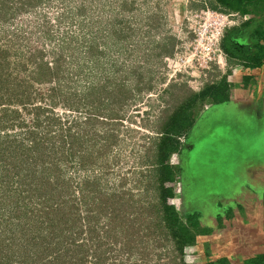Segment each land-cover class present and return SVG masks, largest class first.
Returning <instances> with one entry per match:
<instances>
[{
    "label": "trees",
    "instance_id": "1",
    "mask_svg": "<svg viewBox=\"0 0 264 264\" xmlns=\"http://www.w3.org/2000/svg\"><path fill=\"white\" fill-rule=\"evenodd\" d=\"M47 6L53 18L52 13L42 12ZM190 6L234 15L238 21L221 40L228 73L237 65L264 66V0H196ZM139 11L138 0H0V31L29 15H44V25L30 33L37 34L42 45L29 51L24 48L15 57L8 44L0 45V264H91L90 256L94 264H104L109 240L122 246L128 240L125 246L130 245V254L149 249L142 253L148 255L163 247L166 250L158 259L168 254L166 264H187L186 249L195 246L204 231L200 213H180L168 203L176 194L167 184L176 183L179 172L170 159L180 152V139L194 125L197 104L229 99L227 75L200 92L184 85L170 100L163 99L167 108L156 124L149 159L141 163L150 166L143 177L149 178L146 192L155 195L148 207L132 203L134 196L124 200L116 192L108 194L102 186L104 175L86 174L80 181L71 175L73 169L92 168L119 143L116 130L89 138L88 129L124 122L121 112L135 93L131 78L123 76L128 66L111 67L105 80L98 78V71L107 57L112 66L118 61L113 55H124L136 33L131 22ZM140 18L150 26V17ZM22 29L19 24L14 28ZM55 33L61 34L62 42L47 51L46 40L55 41ZM172 39V44L153 40L161 57L174 55L178 42ZM147 73L129 74H138V86L150 91L154 87L146 82ZM59 108L66 112L60 115ZM74 113L81 114L73 117ZM107 138L100 149V142ZM89 142L98 148L95 153L88 151ZM103 218L107 223L103 224ZM131 242H136L134 247ZM169 245L173 250H167ZM35 253L38 260L30 255Z\"/></svg>",
    "mask_w": 264,
    "mask_h": 264
},
{
    "label": "rangeland",
    "instance_id": "2",
    "mask_svg": "<svg viewBox=\"0 0 264 264\" xmlns=\"http://www.w3.org/2000/svg\"><path fill=\"white\" fill-rule=\"evenodd\" d=\"M193 1L138 0L140 11L136 12L135 21L131 22L132 25H134L136 33L129 40L130 44H126L127 47L124 48V55H113L118 61H113L114 63L112 66H109V63L106 61L111 60V58L107 57L102 63L104 68L98 71V78L100 80H105L112 70L111 67L116 66V68H121V65L125 63L129 70H126V73H123V76L126 75L131 78V80L128 81L131 83L130 85L135 88L133 99L129 100L127 106L121 112V115L125 116V119L120 126L107 125V127L103 129L101 127L88 129L89 138L94 135H97L98 138L99 135L103 137L106 132L113 133L115 132L114 130H116L119 143L115 145L112 151H107L108 153L104 154L102 158L99 159L100 162L95 164L92 168L88 166L89 169H81L80 171L73 169L71 175H73L77 181L83 179L86 174L90 177L104 175L102 186L108 194L116 192L118 197H123L124 200H129L131 196H134L132 203H136L138 206L143 205L144 207H148L149 202L155 200L153 192H146L149 178L143 177L150 166L144 167L141 163L143 159H149L148 150L153 146V140L156 138V124L158 123L162 111L167 108V104L164 100H170L172 93L176 94L177 91L181 92L182 90L180 88L184 87V85H187L186 87L188 89L190 88L196 93L200 92L206 84L220 82L224 75H227L228 73V66L221 68L215 64L212 65L210 69H203L197 64L196 59L194 61L191 60L194 52V46H192L195 38L194 30H197L198 32L204 26V20L201 18L202 16H200L203 10L191 9L190 3ZM51 9V7L49 8V6H47L44 7V10L42 9V12L45 14H51ZM43 16L44 15L40 14H32L26 19H20L17 20L16 23L10 24V27L4 26L2 28L3 31H0V45L8 44V47H10L9 52L13 57H15L17 53L23 51L24 48L29 51V49H34L37 45H42V42L37 38L38 35H30V33L32 31L36 32L41 25H44ZM51 16H53V13L49 17ZM140 17H150V26L143 25V23L140 22ZM18 24L20 27H23L20 32H16L17 29L16 31L14 30ZM237 24L238 21L235 20V22L228 25L227 28ZM159 25L160 27H158ZM26 31L27 34H25ZM14 32H16L15 35ZM54 35L55 38L57 36L55 41L49 39L46 40L47 47L45 49L47 51H49L52 46L57 47V45H60L62 42V40L59 39L61 37L60 33H55ZM166 37H168V39ZM81 38L82 37H80V39ZM172 38H175L178 42L174 55H163L161 57L159 55L160 52L153 47V40L172 44ZM15 41L20 42L21 46L19 47L18 45L20 43L17 45V42ZM147 48H149L148 51L146 50ZM48 58L51 60L52 56H48ZM139 71L150 72L147 73L145 78L146 82H151V86L154 87L152 90L148 91L145 88L142 89L143 85L138 86V74H134L133 76L132 74H129L131 72L134 73ZM114 77L119 78V75H114ZM98 78L96 79L98 80ZM210 103L216 104L212 100L206 99L200 101L193 109L194 120L197 122L190 128V134L200 122V120H198L199 116V119H202V114H205L208 109H211L208 107ZM215 107L217 106L212 108ZM204 108H206V110H204ZM56 112L63 115L66 111L59 108ZM80 114L74 113L73 117H78ZM233 125L235 126V124ZM234 126H227V131L230 130L229 127L235 128L236 130V127ZM218 131L221 132L220 130ZM198 133H201V128H199ZM226 134L227 136L219 134V137L217 136L214 141L212 140L211 144L213 146V143L217 142L220 146H226L228 148L229 157L232 153L231 141L239 143V138L243 139L252 136L248 131L243 129L234 132L232 135L230 133ZM186 136L187 135L185 134V136L180 139L181 143L182 139H185ZM107 141L108 138L103 139L102 142H100V149L104 148ZM88 145L90 149L87 148L90 153L93 152V150L95 153V150L98 149L97 147H90L91 142H89ZM240 148H242V146ZM215 153L216 152L212 151V149H205V147L197 149L193 156L195 159L193 171H195V175L197 174V176H201L200 181L202 184L204 182L206 183V181H211L213 184H221L224 186L225 183H223L224 179L222 178L224 177V172H220L219 167L207 164L209 161L211 163H216L217 165L218 163L223 162V159L216 156ZM93 155L95 156V154ZM171 159L170 162H173L174 159V163H176V159H181V157L173 155ZM202 159L207 160L203 161ZM86 171L88 173H86ZM167 186L174 187L177 197V190L180 189V184H178V186H176L175 183L173 185L167 184ZM79 195L80 194L77 192L76 196L79 197ZM176 197L174 199H168V203L175 206ZM81 212L83 216L87 214L86 206L82 207ZM107 221V218H103V224L107 223ZM108 242L110 243V251L104 264H117L119 262H124L126 264H157V262H160V264H166L165 262L168 261L169 258V255L167 254L166 256H162V260L158 259V256L166 250V248L163 247L153 248L154 250L148 255L142 253H148L149 249L141 250L142 253H140V251H134V254L133 252L130 254V251L128 250L130 245L125 246L129 242L128 240H125V243H122L123 246L114 243L113 240H109ZM135 244L136 242L134 244L131 242V246L134 247ZM167 250H173V246L169 245ZM30 255H36L35 259H37L36 257H38L39 254L35 253ZM144 255L146 257H144ZM190 255L191 253L186 250L184 262L187 264H202L203 261L206 262V259L202 261L200 260L199 262L195 259L191 261V258L189 257ZM89 260H92L93 262L91 264H94L95 259L92 258V256L89 257ZM45 261L48 263L49 258Z\"/></svg>",
    "mask_w": 264,
    "mask_h": 264
},
{
    "label": "crops",
    "instance_id": "3",
    "mask_svg": "<svg viewBox=\"0 0 264 264\" xmlns=\"http://www.w3.org/2000/svg\"><path fill=\"white\" fill-rule=\"evenodd\" d=\"M230 69L227 74L229 101L215 107L217 114L212 118L234 117L236 130L229 127L226 132L232 135L242 129H253L258 119L264 117V66L251 69L237 65ZM207 120L199 124L201 133L198 138L213 131L209 128L211 124L206 125ZM226 130L224 128L221 133ZM256 134L260 146L243 150L231 170L224 172V186L217 184L223 189L197 191L196 200L199 202H196V208L202 212V225L212 232L198 237L197 244L187 249L191 261L206 259L202 264H264V147L262 135L255 128ZM211 138L215 140L216 136ZM210 149L218 152L212 144ZM212 183L209 181L208 185ZM227 211L232 214L227 215Z\"/></svg>",
    "mask_w": 264,
    "mask_h": 264
},
{
    "label": "flooded vegetation",
    "instance_id": "4",
    "mask_svg": "<svg viewBox=\"0 0 264 264\" xmlns=\"http://www.w3.org/2000/svg\"><path fill=\"white\" fill-rule=\"evenodd\" d=\"M228 101L229 100H227V101H225L223 103H219V104H217V103L216 104L210 103L208 105V107L209 108H212L214 106L224 105V104H227ZM206 108H204V110H206ZM203 115L204 114H202V116ZM199 118H200V116H199ZM199 118H198V120H202V119H199ZM207 121L208 122H206V125H209V124L212 125V129H210V130H214L213 128H216L218 125H224V128H226V129H228L227 126H231V125L234 126L233 125L234 124V117H232V116H227L226 117V115H225L220 120H214V121L212 120V123H210L209 120H207ZM196 122L197 121L195 120L194 125L196 124ZM220 122H221V124H218ZM255 124L257 126H262L263 125V118H259L258 121ZM255 128L256 127H253V129H249L248 128L247 131L249 133L252 132V134H251L252 136L247 137V138H243V139L239 138L238 139L239 140V143H236L235 142L237 144V146H234L233 142L230 143L232 145V153H231V156L230 157L228 156V153H229L228 152V148L226 146H220L217 142H215L214 147L219 152V153L216 152L215 154H216V156L221 157L223 159V162L218 163V165H217L216 163H211L209 161V162H207V164L212 165V166L219 167L220 172L221 171L222 172H228V171H230L231 168L233 167L234 163L236 162V160L239 158V155L240 154H243V150H247L250 146H253V147L260 146L258 134L255 135ZM226 132H228V131L226 130L224 133H220V134L221 135L222 134L225 135ZM253 133H254V135H253ZM188 134H190V132H188ZM208 136H209L208 134H205L204 133L203 136L199 137L198 140L196 142H194L193 146L190 147V150L188 151V153H189V159L187 160L188 174H189L190 177L193 178V191H192V193L190 195V199L189 200L192 203L193 212L200 213L201 214L200 222H201V219H202V212L200 210H198V208H196V205L199 202L198 200H196V198H197V196H196L197 191L199 192V191H202L203 190V191L208 192V191H210V189H212L214 191H216L217 189H221V188L223 189V187L220 186V188H218V186L216 184H213V183H212V185H208L209 181H206V183L204 182L202 184V182L200 181L201 180V176L199 177V176H197V174L195 175L194 174L195 171H193V166L195 165L194 164L195 163V159L193 158L194 152L197 149H199L200 147L201 148L202 147L203 148L205 147V149L206 148H208V149L211 148V142H212L213 139L212 138L211 139H208ZM215 136L217 138V136L219 137V134H217V135L215 134ZM189 137L190 136L187 135L185 139L184 138L182 139V143L180 145V148H181L180 149V152L175 153L174 155H177L178 156V154L182 153L184 151V149H185V145H187L188 147L190 146L189 145ZM241 146H242V148H240ZM170 160H172V159H170ZM202 160L204 161V160H207V159H202ZM184 161H185V159H183L181 157V159H176V163H174V159H173V162H170L171 165H174L175 164L174 166L179 169V172H178V175H177V181L175 183L176 186H178V184H180V183L184 186V181H183L184 180L183 179L184 178V174H183V172H184V168H183L184 167L183 166ZM202 185H203V187H202ZM176 186H175V188H176ZM176 190H177V188H176ZM201 199H204V198L201 197ZM200 207H201V204H200ZM231 214H232L231 211L230 212L227 211V215H231ZM201 227H202L204 233L199 234L197 236V238L200 237V236L210 235V233L212 232V230H210L209 228H204L203 225H202V222H201ZM192 247H194V246H192Z\"/></svg>",
    "mask_w": 264,
    "mask_h": 264
},
{
    "label": "built area",
    "instance_id": "5",
    "mask_svg": "<svg viewBox=\"0 0 264 264\" xmlns=\"http://www.w3.org/2000/svg\"><path fill=\"white\" fill-rule=\"evenodd\" d=\"M201 18L204 26L198 32L194 30V52L192 61L197 60V64L203 69H210L212 65L225 66L223 54L220 50V42L224 30L228 25L235 22L234 15H225L210 9L203 10ZM245 19H248L246 17Z\"/></svg>",
    "mask_w": 264,
    "mask_h": 264
},
{
    "label": "water",
    "instance_id": "6",
    "mask_svg": "<svg viewBox=\"0 0 264 264\" xmlns=\"http://www.w3.org/2000/svg\"><path fill=\"white\" fill-rule=\"evenodd\" d=\"M225 109V108H223ZM217 114V111L214 108L208 109L207 112L203 115L202 120H200V122L197 124V126H195L194 131L191 133L190 137H189V147L187 145H185V149L182 153H180V157H182L183 159H185L184 163H183V168H184V186L180 183V189L177 190V197H176V208L178 209V211L180 213H185V212H193L192 209V203L189 200L190 199V195L193 191V178L189 176L188 174V168H187V160L189 159V153L188 151L190 150V147L193 146L194 142L197 141L199 133L198 130L200 128L202 121L207 119L210 120V123H212V120L214 121L215 119L212 118V115ZM256 129L261 133V141L263 143V147H264V117H263V125L262 126H255ZM209 128L212 129V125L209 126ZM214 130L212 132H210L209 134V138L215 136V134H220L221 132H219L218 130L222 131L224 130V125H218L216 128H213ZM218 129V130H217Z\"/></svg>",
    "mask_w": 264,
    "mask_h": 264
},
{
    "label": "clouds",
    "instance_id": "7",
    "mask_svg": "<svg viewBox=\"0 0 264 264\" xmlns=\"http://www.w3.org/2000/svg\"><path fill=\"white\" fill-rule=\"evenodd\" d=\"M222 40V39H221ZM220 44H221V42H220ZM220 50H221V53L223 54V58H224V63H225V66H223V67H226V66H228V62H227V59H226V55L223 53V51H222V49H221V45H220ZM219 66V65H218ZM219 67H221V66H219ZM222 68V67H221ZM191 134H189V136H190ZM190 248V247H189ZM188 249V248H187ZM186 249V250H187Z\"/></svg>",
    "mask_w": 264,
    "mask_h": 264
}]
</instances>
